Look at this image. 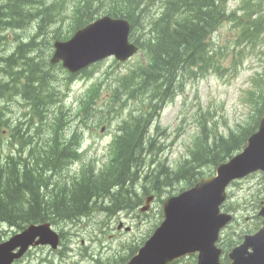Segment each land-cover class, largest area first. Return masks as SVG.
<instances>
[{
	"label": "trees",
	"instance_id": "1",
	"mask_svg": "<svg viewBox=\"0 0 264 264\" xmlns=\"http://www.w3.org/2000/svg\"><path fill=\"white\" fill-rule=\"evenodd\" d=\"M30 1L32 0H13L14 3H18L15 7L20 6L23 13L15 18L12 0H0V33L6 30H24L21 32L31 30L22 37V40H26L34 31L27 42H21L16 52L4 59L7 67L0 65V78L6 79V81L0 79V98L20 95L23 99L18 102V105L24 112L23 118L15 123L13 129H9V120L6 121V113H3V107L0 105V121L5 119L4 125H0L2 126L0 167L3 165L5 170L10 171L12 165H19L20 178L15 185L17 184L21 191L23 189L25 191L23 198L19 200L20 206L12 209H8L4 203L6 197H0V223L8 222L10 225L22 228L30 223L45 221H51L54 224L75 222L80 217L86 216L88 210L104 207L105 201L100 204L96 202L99 205L95 206L93 193L105 194L109 191L105 179L97 182L91 179L86 182L75 179L70 183L54 181L56 175L64 168L63 159L67 158L65 161L67 165L78 156L76 152L78 141L73 139L66 145H60L58 135L63 125L72 120V114L68 109H60L53 118L46 119L49 92L52 96L56 94L58 97L62 92L54 74L53 78L50 77L51 67L46 59L51 42L55 39L68 38L75 29L91 22L101 14H111L131 22L133 29L131 40L140 46L146 60L144 65L113 78L108 92V99L112 102L113 108L110 112H119L128 101L138 102V106L133 107L132 110V112L136 111V114L129 113L117 126L118 134H115L110 146L113 150L109 164L110 176L118 180L117 196L109 195L108 197L111 206L107 208L112 213L135 210L142 203V195L153 191L162 192L164 188L173 187L176 183L183 182L186 187L191 186L201 174V168V170L214 169L230 158L246 145V139L257 128L259 117L264 113V96L259 95L252 97V121L240 132H232L228 137H224L215 129L203 125L194 142L190 161H186L176 171L170 170L165 167V163L159 161L161 166L143 177L147 167H144L142 160L149 153L154 142V139L148 135V125L163 101L171 96L170 91L163 93V88L172 86L177 80L183 83L185 78H195L198 72L202 73L210 69L218 71L220 66L209 46L210 29H215L229 21L242 25V32L251 33L256 28H264V16L255 9L261 6L260 3L254 4L252 0H245L248 17L240 20L236 18L237 15L228 14L225 10L228 0H206V5H199L200 0H33L35 1L33 4ZM19 2H22V6ZM201 14L205 15L206 19L199 21L198 17ZM255 14H258V17L254 18ZM26 16L30 18L23 21L22 19ZM185 25L189 28L187 37L173 38L185 28ZM44 47L47 50H44ZM1 50L0 47L2 58ZM33 52H37L35 56H31ZM40 53L43 59H40ZM12 62H14L13 67H9ZM113 65L118 66L119 63L113 61ZM6 70L15 71V78ZM30 82H35L39 86L37 88L41 95L44 96L43 110L40 104L36 103L34 95L27 90ZM104 84L101 82L90 88L79 106V110L84 111V119L91 120L95 124L100 123L98 120L100 117L98 111L92 113L91 107L100 97ZM125 89L133 91L122 95ZM145 98L153 103L152 111L146 114L144 112L147 104L142 103V99ZM83 124L88 125L84 122ZM36 131H42V137L34 136ZM7 133H10L9 137L6 136ZM28 139H34L35 142L30 143ZM7 144L13 146L15 152L4 154ZM59 148L63 150L62 153L54 151ZM50 150L51 153H48ZM27 164L29 169L25 166ZM132 164H136L133 171L130 170ZM161 173L165 175L162 176ZM137 183L141 185V188L136 186ZM29 184L37 185L40 193H45L49 186H53L55 190L61 189L60 191L64 187L67 193L64 207L52 208L50 201H45L41 196L42 193L34 194ZM84 189H87L85 193H80ZM137 190L141 191L140 195ZM0 195H2L1 191ZM17 202L9 200V203ZM23 203H27L32 209V218L20 225L13 220H16V215ZM41 204L48 206V210L39 215L35 209L39 210ZM236 229L240 231L245 228Z\"/></svg>",
	"mask_w": 264,
	"mask_h": 264
},
{
	"label": "rangeland",
	"instance_id": "2",
	"mask_svg": "<svg viewBox=\"0 0 264 264\" xmlns=\"http://www.w3.org/2000/svg\"><path fill=\"white\" fill-rule=\"evenodd\" d=\"M31 4L35 3V1H30ZM12 9L16 13V17L18 18L23 13L21 12V7L16 8L15 6L18 3H14L12 0ZM206 0H200L199 5H206ZM19 5L22 6V2H19ZM229 7L231 9H245L246 6L242 2V0H230ZM227 11L228 8L225 7ZM241 12V11H239ZM34 15V14H33ZM30 17L26 16L22 20L27 21ZM206 19L205 15L201 14L198 17L199 21ZM1 21V20H0ZM189 28L185 25L184 29H181L177 35L173 36H182L187 37V32ZM212 34L216 37V40L221 41L222 39H226L230 36L232 32V26L228 23L224 24L217 32L214 29H210ZM215 32V33H214ZM8 37V41L13 42L14 35L11 32L6 34ZM214 36L212 37V41H214ZM19 45V44H17ZM17 45L10 46L3 42H0V47L2 48L1 53L5 56L10 54L14 51ZM40 57L41 53H40ZM138 60L133 61L131 64L124 65L119 67L116 72L120 74L126 73L130 68H132L135 64H137ZM1 64V61H0ZM111 62L108 61L103 64L101 67L105 69L107 66H110ZM15 78V71L6 70ZM259 71V62L254 57H249L244 65L240 67L239 72L236 75L227 73L226 77L220 78L214 75H210L204 79L190 82L185 87L184 94L177 98L175 102L170 104L161 114L160 116V124L161 127L166 129V134L159 138L157 144L163 148L162 156L166 157L171 164H175L181 161L183 158L186 157L188 148L191 144L192 136L196 132L197 128V118L198 115L206 110L207 107L212 108L215 111L216 119L219 121L222 127H231L235 128L238 124H241L245 120V115L247 113V109L244 104L243 100V93L247 88H250L252 78L255 74ZM205 72L201 73L203 76ZM115 75L112 74V78ZM192 80L195 78H191ZM27 90L34 95L37 102L40 104L41 110L44 109L42 100L44 96L41 95V92L37 88V84L28 83ZM88 82L84 81L83 78H78L74 81L71 86V91L69 92L68 98L65 100L67 106L76 107L79 98L83 95L84 90L88 86ZM39 87V86H38ZM133 90L125 89L122 95ZM181 91V86L178 87L177 92ZM175 95V93H174ZM147 101V98L142 99V103ZM133 102V103H131ZM126 102L123 109L119 112L108 110V114L111 117H114L112 123L107 125V128L104 127L103 131L107 130L103 135H99L98 129L94 125H89L88 127L84 128V132H82V140H84V157L81 161H78L75 164L74 170L75 172L79 171L82 167V164H89V163H96L99 168H102L107 161L108 154H109V142L113 133L115 132V128L117 127V121L119 116L124 112L131 113L133 107L138 106L137 101ZM16 109V108H15ZM13 109V110H15ZM16 113H12L11 116L14 120H17L21 117V111L15 110ZM106 116L105 112H99L98 116L101 118ZM3 119V118H2ZM5 119L1 120L0 125H4ZM12 120V121H14ZM8 121V120H6ZM80 120L74 119L72 122L67 123L65 126V130L67 133L73 132L77 126H79ZM10 128H14L15 124H8ZM102 129V128H101ZM20 131V129H19ZM102 131V132H103ZM40 135L42 137V131L34 132V136ZM35 142V140L33 141ZM148 162V156H145L142 160L143 165ZM26 168L29 169V164L25 165ZM12 169L10 171L5 170V166L0 167V191L2 195L0 197H6V201L4 202L8 209H12L14 207L20 206V198L24 196L25 191H21L20 187L15 182L18 178H20V166L19 165H12ZM136 167V164H132L130 170L133 171ZM25 168V169H26ZM148 169L151 167H147ZM158 167H155L157 169ZM146 169V168H145ZM62 176H65V166L62 169ZM127 172V171H126ZM164 176L165 174H162ZM62 181H67V178H63ZM21 183V181H20ZM107 184L109 186V191L105 194L96 192L93 193V202L96 205V202L99 204L102 202L109 203V195L111 197L117 196V184L118 180L113 178L112 176L108 177ZM254 184V180L250 179L241 184V186L237 187V193L239 196L246 195L249 191V187ZM15 185V186H14ZM34 194H39V190L37 189L38 186H32L29 184ZM27 187V186H26ZM171 187V186H170ZM169 187V188H170ZM35 188V189H34ZM61 189L55 190L53 186H49V189L42 193L43 199L45 201H50V206L52 208L55 207H64V199L67 197V193L64 191V187ZM87 190V189H86ZM85 189L80 191V193H85ZM148 191V189L146 188ZM164 192L157 193L158 198L163 195ZM18 201L17 203H9V200ZM157 204L153 205V209L150 211L147 217H142L138 220V227L135 228L134 233L128 234L122 230H117V227L120 223H123V227L125 228L128 225L134 224L132 217H128L127 215H122L121 220H118L115 217L108 218L104 217L103 215L97 216V208H92L87 211L86 215H90L94 212L93 218L86 219V220H97L98 227L101 226L102 230L105 232L104 235L99 237H94V239L86 237L93 235L94 233L90 230H85L83 227L84 223H76L73 224L72 222L69 223H62L58 226H53L56 231L62 230L65 233H69L66 237L64 236V247H62V254H54L51 253L47 249H43L44 247H36L33 248L27 253V258L20 264H95L93 259H88V261L82 260V254L90 253L92 258L96 259H106V258H118L119 256H126V250L123 248V245L135 240V236H140L141 234L144 235V232L147 228L151 226V224L156 223L159 220V215L157 213ZM27 203H23L20 207L19 212L16 215V220L14 222L18 223L28 221L32 218V209L30 208L29 211H25ZM33 205H31L32 207ZM67 206V205H66ZM68 207V206H67ZM39 215L43 214L44 211L47 212L48 206H44L43 204L40 205V209H35ZM34 210V211H35ZM137 212V211H136ZM135 212V213H136ZM35 213V212H34ZM134 214V213H132ZM140 222V223H139ZM252 223V221H250ZM250 222H243L240 218H238L239 225H245V228L250 226ZM81 224V225H80ZM9 228L3 227L0 229V238L3 236L9 235L8 232ZM100 234V233H98ZM98 238L101 241H98ZM189 260H186L182 264H190Z\"/></svg>",
	"mask_w": 264,
	"mask_h": 264
},
{
	"label": "water",
	"instance_id": "3",
	"mask_svg": "<svg viewBox=\"0 0 264 264\" xmlns=\"http://www.w3.org/2000/svg\"><path fill=\"white\" fill-rule=\"evenodd\" d=\"M112 26L118 27L111 30V32L105 29L101 31L98 37L97 48L91 55H89L88 51L84 50L89 45L93 49L95 47V42L88 38V36H91V33L88 32L89 30L82 36L77 37L74 40V46L79 45L81 49L70 48L68 55L64 59L65 63L83 62V65H86L112 54L121 60L133 55L137 51V48L128 42L129 23L124 20H117ZM100 46L104 48L103 52H98ZM262 125H264V118L262 119ZM256 161H264V129L254 135L244 154L236 158L229 165L218 169V173H220L218 179L201 185L192 195L184 197L181 200H172L167 205L165 208L167 220L157 235L152 237L145 247L142 248L139 256L142 260L140 264H143L144 261H155L157 257L165 256L166 252L161 253V248H167L175 256L183 254L186 246V241L183 240V237L194 223V214L192 212L191 215L189 210L192 209L195 203H198L195 207H203L207 205L208 200L214 201L213 203L219 202L224 196L223 188L227 184L228 178L234 174H236L235 176H244L250 171ZM258 168L264 169V165L259 163ZM195 207L193 209L194 212L198 216H202L205 209L196 211ZM37 230V227H32L27 232L25 231L23 234L2 244L0 247V264H8L7 262L10 261V250L13 251L19 246L22 249H27L29 245L35 242L37 235L41 236V240L36 244L49 243L51 240L50 233ZM23 253L21 250L16 256L19 258Z\"/></svg>",
	"mask_w": 264,
	"mask_h": 264
},
{
	"label": "bare ground",
	"instance_id": "4",
	"mask_svg": "<svg viewBox=\"0 0 264 264\" xmlns=\"http://www.w3.org/2000/svg\"><path fill=\"white\" fill-rule=\"evenodd\" d=\"M107 8H108V5H107ZM42 43V42H41ZM20 45V44H19ZM18 46V45H17ZM17 48V47H16ZM23 49H25L24 47H23ZM16 52V49L14 50V51H12L10 54H7V55H2V58L0 57V61H1V66H6L7 67V63L4 61V59L5 58H7V57H9V56H11L12 54H14ZM36 53L37 52H33L32 54H31V56H35L36 55ZM45 54V53H44ZM40 59H43V58H41L40 57ZM13 63L14 62H12L10 65H9V67H13ZM179 86H181V85H179ZM170 98L172 97V96H174V93L173 92H171L170 91ZM169 98V99H170ZM0 123H1V121H0ZM28 141L31 143V142H33L34 141V139H28ZM52 150V149H51ZM51 150L50 151H48V153H51ZM56 153H62L63 152V150L62 149H55L54 150ZM61 158L63 159V157H62V155H61ZM66 159L67 158H65V159H63L64 160V166L66 165V163H65V161H66ZM63 169V168H62ZM62 169L60 170V173L58 174V175H56V177L54 178V181L57 183V182H61L62 180H63V178H66L65 176H62ZM148 169V168H147ZM146 169V170H147ZM141 170V169H140ZM145 170V171H146ZM48 177H49V175H48ZM136 186L138 187V188H141V185L139 184V183H137L136 184ZM167 190H169L170 188H166ZM158 193H160V192H158ZM166 195V192H164L163 193V195L162 196H160V199H163V197ZM141 206V205H140ZM246 210H248V209H246ZM251 221H252V223L250 222V226H252L253 225V217H252V219H251ZM246 225V224H245ZM245 225H239V227H237L236 226V228H245ZM249 226V227H250Z\"/></svg>",
	"mask_w": 264,
	"mask_h": 264
}]
</instances>
